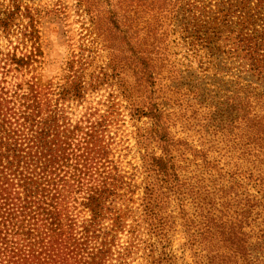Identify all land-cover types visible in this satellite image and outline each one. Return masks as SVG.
I'll use <instances>...</instances> for the list:
<instances>
[{"label":"trees","instance_id":"1","mask_svg":"<svg viewBox=\"0 0 264 264\" xmlns=\"http://www.w3.org/2000/svg\"><path fill=\"white\" fill-rule=\"evenodd\" d=\"M24 9L0 0V264H179L177 233L191 264H264V0H200L174 38L110 18L108 62L58 67Z\"/></svg>","mask_w":264,"mask_h":264},{"label":"rangeland","instance_id":"2","mask_svg":"<svg viewBox=\"0 0 264 264\" xmlns=\"http://www.w3.org/2000/svg\"><path fill=\"white\" fill-rule=\"evenodd\" d=\"M10 2L11 0H1ZM22 8L28 3L32 7V15L35 18V24L39 29L40 44L43 46L48 62L58 67L60 62H66L73 55L79 54L82 49L89 48L90 55L87 59L96 61L97 64L108 62L109 44H119L120 34L115 28L111 32L109 19L126 18L128 23H132L133 17L137 13L145 15L152 23L161 24L162 30L178 34L182 27L183 19L197 12L196 5L200 0H20ZM196 1L195 3H192ZM192 3V4H191ZM213 5V4H212ZM214 6V5H213ZM191 9V10H190ZM25 12L18 17L24 22H28ZM145 19V20H146ZM24 25H21L23 29ZM17 26H14V28ZM98 28L102 38L110 36L112 39L101 41L100 36L95 31ZM111 32V33H110ZM109 38V37H108ZM174 40V39H173ZM172 40V41H173ZM7 41L4 39V43ZM174 44V42L172 43ZM88 54V53H87ZM86 56V55H85ZM207 89L217 90L216 85L204 83ZM209 89V90H210ZM148 121L146 118L142 120ZM129 122V120H128ZM127 132L134 129L129 122L126 124ZM180 136L185 133L179 131ZM199 136V135H197ZM204 136L213 137L210 134ZM132 145H136V140L131 136ZM212 152V151H211ZM215 155V153H212ZM218 153H216L217 155ZM203 155V154H202ZM197 155L184 162L183 172L186 176L194 174L207 175L208 166H211V156ZM220 155V161H229L232 164L238 160L237 155L230 157V152L223 150ZM127 160L139 162V152L136 146L128 150ZM207 159V160H206ZM209 161L208 164L205 162ZM213 163V162H212ZM212 167V166H211ZM233 172L228 173L232 177ZM220 178V176H218ZM237 177V176H235ZM241 179V178H239ZM183 241L181 233L175 235V245L173 250L179 256V264H191L192 258L188 252H183L180 245Z\"/></svg>","mask_w":264,"mask_h":264}]
</instances>
